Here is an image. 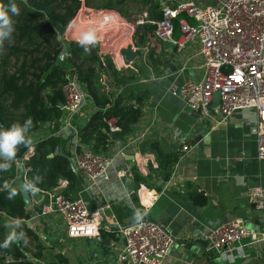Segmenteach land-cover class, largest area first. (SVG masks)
<instances>
[{
    "label": "crops",
    "instance_id": "obj_1",
    "mask_svg": "<svg viewBox=\"0 0 264 264\" xmlns=\"http://www.w3.org/2000/svg\"><path fill=\"white\" fill-rule=\"evenodd\" d=\"M159 1L161 11L166 5L189 0ZM191 1L198 7L225 2L212 0V3L206 5L208 0ZM82 11L101 12V17L98 14L91 22H87L92 23L90 26L82 28V34L88 32L94 37L105 27L102 24L109 17L116 20L120 18L119 21L123 20L132 28L140 26L134 23L143 15H146L144 24L148 23L149 18L145 9H141L139 16V10L135 11L131 16V19H135L130 22L113 11L86 8H82L80 12ZM185 19L188 24L195 23L191 18ZM154 22L150 23L154 25ZM125 23H122L125 29L121 27L120 34L125 32L126 35L131 30ZM134 32L135 29L133 34L132 30L127 34L129 36L125 47L113 52L110 59L114 71L123 81L121 85L113 87V90L117 93L133 92L144 95L142 117L133 127L130 136L122 141L120 138L114 141L110 139V144L102 152L112 161L107 170L109 180L91 184L84 175H79L69 198L81 197L89 211L100 209L103 212L100 236L109 240V244L96 243L95 240L87 238L70 239L58 214L46 218L38 216L42 204L49 202L56 194L63 195L67 187L65 181H59L56 189L50 192L36 190L30 193L32 207L26 211L28 214L33 211L37 216L32 218L30 214V219L26 221H10L11 231L16 232L20 224L26 226L29 223L26 228L39 237L43 246V257L39 264H55L58 254L65 256L69 264H117L118 250L125 244L118 230L133 224L137 215L142 216L144 213L146 218L158 223L173 238L171 251L161 264H264V253L257 246L232 254H222L216 250L211 251L207 241L212 228L234 219H241L252 230L264 229L259 221V211L248 201L253 187H264V161L257 158L253 130L256 112L236 111L226 123L217 125L213 119L190 111L182 97L174 94V91L186 82L201 80L202 57L199 44L191 42L178 51L173 44L157 40L154 34L145 36V42L141 44L140 31L136 35ZM173 33L174 38L180 36L176 22ZM127 48L136 54L131 61L122 54ZM102 53L107 54L101 50ZM166 70L171 74L167 75ZM214 107L215 105H211L210 109L213 116L216 115ZM93 111L94 106L89 100L75 114L71 124L76 129L77 136L63 124H58L57 130L48 128L47 125L33 134V145L44 138H56L58 152L68 154L69 160L74 162L76 149L80 146L79 131L89 122ZM138 138L140 141L135 143ZM117 141L126 146L122 152L116 149ZM143 141H157L167 152L182 156L177 165H174L168 181L164 182L154 172L155 156L141 152L140 143ZM182 144L190 152L182 155ZM127 149L135 153L133 161L123 153ZM24 173L21 162V168L18 166L16 171V179L8 188L18 189L20 182H24ZM136 174L144 182L137 185L134 182ZM159 181L163 183L158 184ZM198 195L205 196L204 205L194 202ZM103 228H108L110 232ZM108 234L114 235L115 240L109 239Z\"/></svg>",
    "mask_w": 264,
    "mask_h": 264
},
{
    "label": "trees",
    "instance_id": "obj_2",
    "mask_svg": "<svg viewBox=\"0 0 264 264\" xmlns=\"http://www.w3.org/2000/svg\"><path fill=\"white\" fill-rule=\"evenodd\" d=\"M159 2L0 0V7L14 4L18 10L15 15L9 12L14 26L10 38L0 41V128H7L15 122L23 123L29 117L33 121L29 132L31 143L19 145L15 159L9 162L10 167L6 171H0V242L10 232V221L30 219L18 189L13 199L7 198L8 186L16 179L19 160L25 170L24 183L32 182L38 191L50 192L56 189L59 181H65L67 187L63 195L70 198L76 186L77 176L70 170L69 158L58 152L57 139L44 138L35 145L32 142L33 134L41 126L45 128L49 124L48 128L57 130L59 119L63 116L59 104L64 103L63 87L69 76H77L80 86L94 106L92 117L79 131L80 146L76 152L83 149L82 147L93 154L104 152L110 144L107 121L115 120V124L120 128L122 141L132 134L133 127L143 114L141 109L144 95L133 92L117 93L113 90V87L121 85L123 81L114 71L110 57L101 55L96 42L80 45L79 42L60 40L55 27L66 30L82 8L113 11L130 22L131 16L135 14V10H131L132 7L141 5L149 16L148 23L136 27L134 34L140 31L139 43L142 44L145 42V36L153 35L154 25L150 22L161 18ZM41 7L49 9L48 16ZM78 28L77 26L72 34L80 40L82 28ZM61 54L65 56L62 60ZM104 79L111 84L110 89H107ZM140 150L155 156L154 172L164 182L168 181L179 153L167 152L157 141L141 142ZM3 162L0 160V163ZM36 177L40 178L39 181ZM134 182L138 185L144 180L136 174ZM27 192L30 194L33 191ZM194 202L204 205L205 196L198 195ZM20 232L25 234L24 239H19L9 248H0V264H33L32 259L36 261L35 264H39L43 257V246L39 237L24 224L18 226L16 233ZM102 234L104 236V233ZM108 235L109 239L115 240L114 235ZM55 264L69 263L65 256L58 254Z\"/></svg>",
    "mask_w": 264,
    "mask_h": 264
},
{
    "label": "built area",
    "instance_id": "obj_3",
    "mask_svg": "<svg viewBox=\"0 0 264 264\" xmlns=\"http://www.w3.org/2000/svg\"><path fill=\"white\" fill-rule=\"evenodd\" d=\"M161 14V18L153 23L155 38L173 44L178 51L191 42H197L202 57L201 80L184 83L174 94L182 97L190 111L213 119L217 125L226 123L236 111L254 110L257 158L264 161V0H226L207 7H198L189 0L164 6ZM184 17L193 19L195 23L188 24ZM145 18L146 15H143L134 24L143 25ZM175 22L180 33L178 38H174L173 33ZM64 57L61 54L60 59ZM165 73L171 74L169 70ZM215 94H219V103L213 108L216 112L213 116L210 109ZM63 95V116L59 124L68 127L77 136L71 122L90 98L80 86L76 75L68 77ZM106 123L107 134L111 139V135L119 133L120 128L115 120ZM139 141L140 138L135 143ZM124 148L126 146L123 143L116 142L118 152ZM180 151L183 155L190 152V149L182 144ZM181 159L182 156L178 161ZM70 162L76 176L84 175L91 184L109 180L107 170L112 161L107 157L83 148L75 153V161ZM180 191L184 193L183 189ZM248 201L259 211V221L264 226V187H253ZM37 214L41 218L58 214L70 239L95 240L101 235L103 212L100 209L89 211L81 197L69 199L56 194L40 206ZM104 230L110 232L108 228ZM118 232L125 244L118 250L117 264H161L174 243L166 230L145 215L141 216L140 221L136 220ZM207 241L211 251L216 250L222 254H232L255 246L264 253V229L247 228L241 219L216 225Z\"/></svg>",
    "mask_w": 264,
    "mask_h": 264
},
{
    "label": "clouds",
    "instance_id": "obj_4",
    "mask_svg": "<svg viewBox=\"0 0 264 264\" xmlns=\"http://www.w3.org/2000/svg\"><path fill=\"white\" fill-rule=\"evenodd\" d=\"M9 12L13 15L17 14L18 10L14 4L8 7H0V41H4L10 38L11 33L14 31L13 21L9 16ZM94 36L92 33H83L79 41L80 45L84 44H94ZM87 52L88 49H85ZM33 126V121L31 117L24 120L23 123L15 122L12 123L7 128H0V171H6L10 167L11 161L16 157L17 148L19 145H28L31 143L29 139V132ZM39 181V177H36ZM26 190L36 191V186L32 182H27L25 184ZM17 194L16 188H10L8 191L7 198L9 200L13 199ZM144 215V213H143ZM137 221L141 220V215H137ZM25 234L20 232L17 234L15 231H10L5 236L4 240L0 242V248H9L11 244L18 241L19 239H24Z\"/></svg>",
    "mask_w": 264,
    "mask_h": 264
},
{
    "label": "rangeland",
    "instance_id": "obj_5",
    "mask_svg": "<svg viewBox=\"0 0 264 264\" xmlns=\"http://www.w3.org/2000/svg\"><path fill=\"white\" fill-rule=\"evenodd\" d=\"M140 1H143V0H140ZM222 1H226V0H222ZM210 4L212 3V0H208L205 2V4ZM201 5H203V3H201ZM47 16L49 15V9L46 8V7H41L40 8ZM142 9V6L139 5V6H133L132 7V11L135 10V11H138L139 10V14L138 16L140 15V11ZM101 12L99 11H91L90 13H87L85 11H82L79 13L78 15V18H76V20H74L66 30H59L57 27L56 30L57 32L59 33V37H60V40H64V41H67V42H79L80 40H78V38H76L75 36H73V32L75 31L74 29L78 26L79 28H86L88 26H90L92 23H87V22H91V19L92 18H95L98 16V14H100ZM82 15V16H80ZM101 16V14L99 15ZM135 18L132 17V21H134ZM120 18L118 20L114 19L113 17H109V19H107L106 23L105 24H102L103 26H105L102 30H100V32L98 31L97 34L95 35L94 39L96 38L95 42L99 45V48H100V53H101V50H103L105 53H107L106 55L105 54H101V55H104V56H109L111 57V54L114 52H117L119 49L121 48H124L125 45H126V42H127V38L129 35L131 30H132V34H133V29L135 28H132V26L128 23H125L123 20L122 22L119 21ZM93 22V21H92ZM122 23H125L127 26L129 25L131 28L130 31H128L129 33H126L125 35V32H123L122 34H120L119 31H121V27L125 29V27L122 25ZM80 24V25H78ZM124 24V25H125ZM125 25V26H126ZM78 28V29H79ZM127 28V27H126ZM5 43H3L4 45ZM41 128L43 129L44 127L41 126ZM96 153V152H95ZM98 153V152H97ZM99 155H102L104 156L105 154H102V153H98ZM106 157V155L104 156ZM9 229L10 231L12 230L11 227L9 226Z\"/></svg>",
    "mask_w": 264,
    "mask_h": 264
},
{
    "label": "water",
    "instance_id": "obj_6",
    "mask_svg": "<svg viewBox=\"0 0 264 264\" xmlns=\"http://www.w3.org/2000/svg\"><path fill=\"white\" fill-rule=\"evenodd\" d=\"M58 39H60V37H58ZM122 54H124L127 58V60L131 61L133 60L135 57H136V54L130 49V48H127L126 50L122 51ZM104 84L106 85L107 89H110L111 88V84L106 80L104 79ZM219 103V94H215L214 97H213V103L212 105L214 106H217ZM59 107L60 109L62 108V104H59ZM49 125V124H47ZM120 138V133L118 132H114V134L111 135V140L114 141L116 139H119ZM125 155L127 156H130V161H133L134 160V154L132 150H125L123 152ZM65 156L68 157V154H65ZM50 158H53V156H50ZM69 158V157H68ZM69 163H70V170L73 174H75V169L73 167V165L71 164L70 160H69ZM18 164H19V167L21 168V160L18 161ZM163 181H159L158 184H162ZM25 183L23 181L20 182L19 184V188H18V191L20 193V195H22V199L24 201V207L25 209H30L32 207V200H31V195H29V193L27 192V190L25 189ZM32 218H36L37 214L33 211L30 212ZM26 226L28 227L29 226V223H26ZM96 243H100V244H106L108 245L109 244V240H106L104 239L102 236H98L96 239H95ZM203 244H206L203 243ZM31 262L33 264H35V260H31Z\"/></svg>",
    "mask_w": 264,
    "mask_h": 264
}]
</instances>
